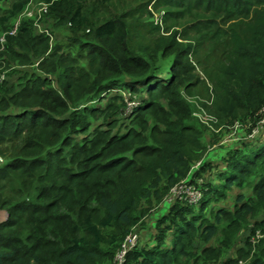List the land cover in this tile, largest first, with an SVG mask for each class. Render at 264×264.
I'll list each match as a JSON object with an SVG mask.
<instances>
[{
  "label": "trees",
  "instance_id": "obj_1",
  "mask_svg": "<svg viewBox=\"0 0 264 264\" xmlns=\"http://www.w3.org/2000/svg\"><path fill=\"white\" fill-rule=\"evenodd\" d=\"M135 1L39 0L47 5L45 23L66 40H56L60 54L38 65L42 74L20 75L31 78L18 91L0 83V144L7 143L0 146V209L7 214L0 264H113L134 231L137 242L123 264H264V218L250 227L238 255L223 257L230 231L247 227L264 205V136L230 145L191 173L212 131L188 99L195 92L203 98L198 105L210 122L238 121L247 132L258 126L264 0ZM28 2L10 0L0 11V36L2 53L33 64L49 36L35 34L28 19L8 34ZM151 3L163 11L165 29L176 19H185L183 28L160 34L148 21ZM133 99L140 103L126 116ZM185 178L202 180V200L173 199L142 239L141 219ZM255 178L251 197L240 194L232 209L219 207L207 218L211 199ZM221 228L225 236L213 244Z\"/></svg>",
  "mask_w": 264,
  "mask_h": 264
},
{
  "label": "rangeland",
  "instance_id": "obj_2",
  "mask_svg": "<svg viewBox=\"0 0 264 264\" xmlns=\"http://www.w3.org/2000/svg\"><path fill=\"white\" fill-rule=\"evenodd\" d=\"M114 2L120 1V0H113ZM124 2H131L129 0H123ZM147 0H138V2H146ZM10 0H5V2L1 1L0 2V11H3L5 9H8ZM133 5L136 4V1L133 0L131 2ZM118 7H121L120 3H117ZM153 4H149L148 8L151 10ZM41 7V4L39 3V0H29V2L25 5V7L22 9V11L15 17L13 21H11V26L14 25L15 23H19V21L23 19H28L32 21L33 24V30L35 34H46L49 36L47 44H46V49L44 52V55L40 57L37 60L33 59V64H28V63H23L22 60L19 58H13L9 54H7V50L4 53L0 52V83H5V85H12L13 89L15 91H18L19 89L22 88L23 84H20L21 82H25L26 79L31 78L29 74L26 76L24 75V80L21 81L19 80L20 75L23 74V72H31L34 70L36 73L42 74L43 72L41 71V68H39V64L41 62H44L46 60H51L53 59V53L55 52V55L58 56L60 54L59 50L55 49V42L56 40H61L64 41L66 40L65 38L58 37L60 33H56L51 29L50 24H46L44 21L43 13L41 11L39 12V9ZM151 17L148 18V21H152L154 24L158 25L161 29L160 34L162 35H168L171 31L174 30H180L183 27L181 25L184 23L185 19H176L170 21L172 23V26H169L168 28L165 29V23L162 20L163 16V11H155L151 10ZM139 13H135V16L137 17ZM140 18H145V16H140ZM181 27V28H180ZM53 31V32H52ZM1 34V33H0ZM138 35L139 39L142 40L141 35L138 33L134 35L132 34V37H135ZM138 39H133L132 38V43L135 44L136 46L142 45ZM147 40H151L153 42H157V39H153L152 36H150ZM146 43V42H144ZM66 49V47H64ZM79 49V48H78ZM81 50V49H80ZM201 52V51H200ZM2 53V54H1ZM6 57L7 61H10V63H7L4 61V58ZM3 59V60H2ZM18 69L21 72L17 74V72H13V70ZM50 77V76H48ZM21 85V86H20ZM52 85L56 88L59 89L58 86L56 85L55 82L52 83ZM194 97L188 98L192 103L196 104L195 108V113L196 117L203 123L207 124L209 129L212 132H208L205 136V143H206V149L204 151V156L198 161L200 162V165L204 162L205 159L211 160L216 159L217 155H222L230 145H233L234 143H237L239 141H244L245 144H249L250 142L253 143L256 141L259 137L264 136V130L262 134H259L258 131L252 134H248L247 132V127H244L240 124V122L235 121L231 124L225 125L223 122H210L209 116L206 114V112L198 105L199 101H202V97L197 94L196 92L192 95ZM199 99V100H196ZM17 109V108H13ZM202 109V110H201ZM264 126V124H263ZM82 136V135H81ZM7 145L6 142L0 144V146L5 147ZM256 147V146H255ZM254 147V148H255ZM214 162H217V160H213ZM3 162V156L0 154V164ZM197 164V162H196ZM192 165L191 167V173L196 171L197 169L195 168V165ZM220 167H222L221 162L219 163ZM199 167V166H198ZM256 181L255 179H249L246 180L245 184L242 187H233L229 190L226 191V197L224 199H221L219 201H215L214 199H211L209 204L205 208V214L208 219L213 220V214L218 209L219 207H226L228 209H232V203H237L234 199L239 196L240 194L244 195V198L247 199L248 197H251V187L253 185V182ZM18 181L16 182L17 184V190L13 192L14 197H16V194L19 195V185ZM19 197V196H17ZM192 198L194 199L195 202L198 201L197 195H192ZM164 203H159L158 205H155L152 209H149L146 215L141 219V222H144L143 225L146 226L147 229L143 230L140 232L142 239H147L148 238V233H152V229L154 226V221L155 218L161 213H163L166 208L169 207V203L165 202L164 198ZM199 203V202H198ZM143 206H146L143 204ZM6 213L2 209H0V222L6 218ZM248 225L245 228H242L237 234H235V231L231 230L230 233L234 236L233 243L229 250L223 255L224 258L229 257V256H235L238 255L237 251L240 247L243 245V241L245 237L249 234L250 232V227L253 225V223L256 220H261L264 218V205H261L257 208L256 213L252 216H248ZM141 227V226H140ZM140 227L137 225L136 228L140 230ZM136 229V230H138ZM133 234L137 235L136 231L133 232ZM139 234V233H138ZM139 234V235H140ZM235 234V235H234ZM225 236V231H223V228H221L216 236L214 237L212 243L217 244L219 241H221ZM140 237V238H141ZM203 246V244H202ZM201 247V246H200ZM221 259H223L221 257ZM217 264H221V262H218Z\"/></svg>",
  "mask_w": 264,
  "mask_h": 264
},
{
  "label": "built area",
  "instance_id": "obj_3",
  "mask_svg": "<svg viewBox=\"0 0 264 264\" xmlns=\"http://www.w3.org/2000/svg\"><path fill=\"white\" fill-rule=\"evenodd\" d=\"M45 13L47 11V5L41 3V7L39 9V12ZM18 22L13 25V27L9 30L8 34L9 35H14L16 33L17 27H18ZM4 43H5V37L2 35L0 37V50L4 48ZM140 102L138 100H126V107L124 110V114L126 116L130 115V113L133 111L135 107L138 106ZM258 126L253 130L252 133H255L259 129H263L264 126V118H262L258 122ZM200 162H197L195 165L196 169H199ZM192 178H185L172 186L169 190V194L165 198L166 203H171L173 199H179L187 202L188 204H198L202 200L203 197V192L202 188L199 187L202 184V180H196L197 184H194L195 182L191 181ZM192 195H197L199 198L197 202L194 201L192 198ZM257 237H260V235H257ZM137 242V235L131 233L129 234L126 238L125 241L122 244L121 249L116 253L114 257L113 264H123L125 255L129 249H131Z\"/></svg>",
  "mask_w": 264,
  "mask_h": 264
},
{
  "label": "clouds",
  "instance_id": "obj_4",
  "mask_svg": "<svg viewBox=\"0 0 264 264\" xmlns=\"http://www.w3.org/2000/svg\"><path fill=\"white\" fill-rule=\"evenodd\" d=\"M39 3L41 4L42 2H39ZM43 4H45V3H43ZM1 36H2V35H1ZM1 36H0V37H1ZM3 50H4V48L1 49L0 52H2ZM139 102H140V101H139ZM255 128H256V127H254L250 132H246V133H248V134H252V132H253V130H254ZM263 130H264V128H263V129H259V130H258L259 134H262V133H263ZM259 138H260V137H259ZM259 138H258V139H259ZM199 167H200V166H199ZM5 213H6V212H5ZM6 215H7V214H6ZM6 217H7V216H6ZM5 219H6V218H5ZM5 219H4V220H5ZM2 221H3V220H2ZM2 221H1V222H2Z\"/></svg>",
  "mask_w": 264,
  "mask_h": 264
}]
</instances>
